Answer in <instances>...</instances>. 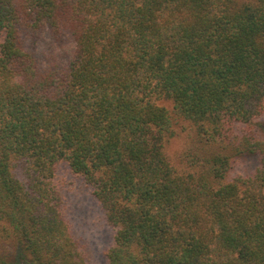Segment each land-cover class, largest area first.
Returning a JSON list of instances; mask_svg holds the SVG:
<instances>
[{"label": "trees", "instance_id": "16d2710c", "mask_svg": "<svg viewBox=\"0 0 264 264\" xmlns=\"http://www.w3.org/2000/svg\"><path fill=\"white\" fill-rule=\"evenodd\" d=\"M263 115L264 0H0V264H91L72 177L108 264H264Z\"/></svg>", "mask_w": 264, "mask_h": 264}, {"label": "rangeland", "instance_id": "374dc122", "mask_svg": "<svg viewBox=\"0 0 264 264\" xmlns=\"http://www.w3.org/2000/svg\"><path fill=\"white\" fill-rule=\"evenodd\" d=\"M260 120V123L262 122V125H264V115ZM262 129L264 130V128ZM189 140L188 129L171 140L169 153L174 163L179 165V153L187 146ZM255 165L256 161L246 159L238 165L237 171L248 173L254 170ZM71 180L72 184L68 186L71 230L85 244L91 258V264H108L104 253L113 243V230L106 225L103 214L90 191L74 177ZM4 244V246H1L2 251H0V254L13 262H18L20 252L17 253L16 248L11 244Z\"/></svg>", "mask_w": 264, "mask_h": 264}]
</instances>
